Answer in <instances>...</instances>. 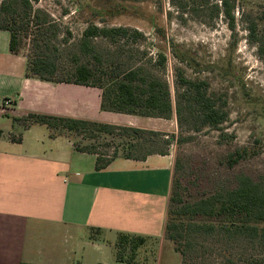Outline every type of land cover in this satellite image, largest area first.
<instances>
[{
  "label": "trees",
  "instance_id": "trees-1",
  "mask_svg": "<svg viewBox=\"0 0 264 264\" xmlns=\"http://www.w3.org/2000/svg\"><path fill=\"white\" fill-rule=\"evenodd\" d=\"M172 2L184 13L205 18L203 20L207 25L223 17L231 32L236 31L238 0ZM259 9L258 12L247 13L244 10L241 13L252 44L259 42L262 33L260 27L264 24V7ZM0 30L10 33L9 48L12 53H18L24 44L29 47L28 77L98 88L102 91L103 111L164 120L176 119L178 136L144 128L41 114L14 119L26 128L40 124L53 132L61 129L95 141L103 138L105 142L102 143L85 146L75 143L78 151L96 155L97 171L105 170L117 158L143 161L154 154L169 155L174 143L180 147L204 130L223 131V126L229 121L227 103L223 98L210 93L209 82L205 79H192L187 75L189 68L196 72L213 71L215 65L204 67L174 42L168 41V47L179 65L173 69L171 84L165 76L168 63L165 53L159 52L156 59L134 63L132 55L126 59L123 54L100 47L96 42L97 39L138 42L145 35L136 29L90 25L83 32L77 51L66 55L55 43L58 40V27L50 15L35 9L32 0H2ZM258 48L264 54V46L258 45ZM137 52L144 58L147 56L144 51ZM68 59L70 65L65 64ZM218 68L222 76L229 80L235 78L231 63ZM118 139L122 140L121 145L116 143ZM258 154L255 147L238 148L228 154L226 162L233 168L242 160ZM184 175L185 165L177 157L164 238L173 243L176 252L182 256V264H197L195 255L204 250L203 244L209 239L216 242L222 239L242 242L252 250L264 252V175L253 177L239 174L232 184L218 186L210 195L194 201L185 200L182 194ZM146 239L140 235L119 234L118 251L115 253L117 262L135 264L137 250L145 244ZM126 249L130 252L129 258L125 256ZM258 264H264V260Z\"/></svg>",
  "mask_w": 264,
  "mask_h": 264
},
{
  "label": "crops",
  "instance_id": "crops-1",
  "mask_svg": "<svg viewBox=\"0 0 264 264\" xmlns=\"http://www.w3.org/2000/svg\"><path fill=\"white\" fill-rule=\"evenodd\" d=\"M9 44L0 30V264H111L121 233L162 239L172 153L97 171L96 155L66 131L14 121L41 114L156 130L155 118L103 111L98 88L28 77L26 56Z\"/></svg>",
  "mask_w": 264,
  "mask_h": 264
},
{
  "label": "rangeland",
  "instance_id": "rangeland-1",
  "mask_svg": "<svg viewBox=\"0 0 264 264\" xmlns=\"http://www.w3.org/2000/svg\"><path fill=\"white\" fill-rule=\"evenodd\" d=\"M1 2L2 0L0 4ZM32 2L35 9H41L54 20L58 27V40L55 43L66 55L77 51V44L90 25L127 27L140 31L145 37L138 42L97 39V44L123 54L126 59L132 55L134 63L156 59L159 52L165 53L168 57L165 76L171 84L174 78L173 69L179 63L172 56L168 41L181 45L182 49L187 50L204 67L208 64L215 65L213 71L196 72L194 69H187L190 78L207 80L210 93L225 100L229 121L223 126V131L204 130L196 134L192 141L180 147L174 143L170 147L174 164L177 157H180L185 165L182 179L185 200L194 201L206 197L218 186L232 184L237 175L242 173L253 177L264 175V54L258 48V45L264 46V24L260 27L262 33L259 42L252 44L246 22L241 19L244 10L250 13L263 8L264 0H238L235 32H231L223 17L214 19L207 25L203 20L205 18L180 11L172 0ZM137 50L144 51L147 56L144 58ZM18 53L27 58L29 47L24 44ZM69 59L65 64H71ZM230 63L235 76L233 80L222 76L218 70V67L224 68ZM151 123L156 131L166 135H179L176 119H154L150 120ZM10 129L20 136L18 127ZM63 132L65 131L61 129L56 130V133ZM65 133L80 146L105 142L103 138L95 141L75 133ZM116 143L121 145L122 140L118 139ZM243 147H255L259 154L230 168L226 157ZM112 152L113 148L110 149V153ZM117 243L118 237L114 241V253L118 251ZM203 245L204 250L195 255L197 264H258L264 260V252L259 249L252 250L242 242H228L223 239L216 242L209 239ZM129 255L130 252L126 249V258ZM135 258V264H182V256L164 236L162 239L147 237L145 244L137 250ZM111 264L125 263L117 262L114 254Z\"/></svg>",
  "mask_w": 264,
  "mask_h": 264
}]
</instances>
